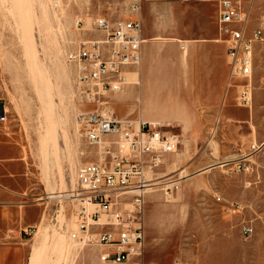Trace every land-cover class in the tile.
Here are the masks:
<instances>
[{"label": "rangeland", "instance_id": "1", "mask_svg": "<svg viewBox=\"0 0 264 264\" xmlns=\"http://www.w3.org/2000/svg\"><path fill=\"white\" fill-rule=\"evenodd\" d=\"M133 1L0 0V100L7 110L6 120L0 121V158L6 159L41 217L30 235L10 239L25 241L17 242L25 247V264H102L96 246L72 242L67 229L54 224L59 214L60 222L74 225L68 217L76 168L94 160L98 151L81 134L77 116L97 108L107 116L171 122L180 134L179 151L160 168L161 182L145 191L144 264H264V48L257 55L253 103L245 106L235 87L228 90L230 67L219 41L214 79L221 92L212 105H204V95L189 91L201 75L200 55L190 47L218 37L215 5L141 0L143 37L148 39L143 44L154 48L128 73L123 91L106 95L108 102L101 105L88 104L66 53L87 38L103 36L93 27L97 16L125 17ZM78 18L82 25H77ZM181 42L188 46L186 55ZM144 64L160 71L163 81L171 76L175 87L167 91L159 82L144 87L142 95L138 80ZM150 95L162 109L170 107L156 114L147 105ZM241 109L247 117L235 114ZM47 127L52 144L45 159ZM242 154H250L248 173L236 169ZM51 190L56 196L49 197ZM231 203L241 208L228 211ZM246 224L254 227L249 236L243 233ZM9 253L16 254V249Z\"/></svg>", "mask_w": 264, "mask_h": 264}, {"label": "built area", "instance_id": "2", "mask_svg": "<svg viewBox=\"0 0 264 264\" xmlns=\"http://www.w3.org/2000/svg\"><path fill=\"white\" fill-rule=\"evenodd\" d=\"M216 7L218 40L226 45L229 73L228 90L235 87L238 100L252 106L257 55L264 48V0H199ZM141 0L130 4L129 14L110 20L94 19V30L103 36L87 38L66 53L82 86L85 102L101 105L104 97L123 91L129 83L128 73L140 67L143 59V21ZM82 25L81 18L76 19ZM183 51L185 43H180ZM264 72V61H263ZM264 79V75L262 76ZM7 118L0 100V121ZM77 123L85 140L98 148L96 158L76 168V188L70 192V223L54 224L66 228L72 242L94 245L102 264H144L146 250V195L149 183L181 147L178 132L171 122L136 117L104 115L97 108L78 113ZM256 148V144H253ZM250 154H242L236 169L251 171ZM247 184H251L250 181ZM241 204L231 203L228 211ZM37 226L25 229L30 235ZM250 224L243 226L249 236Z\"/></svg>", "mask_w": 264, "mask_h": 264}, {"label": "crops", "instance_id": "3", "mask_svg": "<svg viewBox=\"0 0 264 264\" xmlns=\"http://www.w3.org/2000/svg\"><path fill=\"white\" fill-rule=\"evenodd\" d=\"M144 38L145 42H147L148 39L146 37ZM219 41L220 40H218V37H210V39H202L198 42H192L190 47L191 49L192 47H195L200 55L201 75L200 78L194 82L189 91L192 94H198L200 96L204 95L205 99L203 100V104L207 106L212 105L215 102L217 93L219 94L221 92L220 88L218 87V83L214 79L216 68L220 65L219 61H214V53L220 48L218 47V45H220ZM174 45L178 48L177 44ZM153 48V44L149 42L145 45L143 44V55L146 54L148 56ZM187 52L188 48L186 51H184V55H186ZM226 58L228 63L227 50L226 53H224V59ZM145 59H147V57H145ZM156 72L159 74L158 76H155ZM162 77L163 74L160 71L157 69H150L147 64H144L140 80L141 94L143 93L144 87H153L159 82L166 86L167 91L169 87H175L174 81L170 79L171 76L164 81ZM171 93L173 94V92ZM152 97L153 96L151 95L148 97L147 105L150 107L152 106V108L155 109L156 114L165 111L170 107L169 105H166L162 109V107H160ZM195 112L197 116V111ZM235 114L245 115L246 117L248 116L246 109H241ZM5 160L6 159L0 158V164L5 168V170L0 173V247L4 248L3 253H0V264H25V247L17 243L25 241L12 240L10 238L19 235L21 238H23V232L26 234L25 229L31 226H37L41 220V217L39 215L38 207H36L35 204L27 202L25 197L26 191L22 189L23 187L21 183L19 182L18 178L15 177L14 173L11 172L6 162H4ZM31 211H35L36 215L31 216ZM13 249H16V254L11 256L9 251Z\"/></svg>", "mask_w": 264, "mask_h": 264}, {"label": "bare ground", "instance_id": "4", "mask_svg": "<svg viewBox=\"0 0 264 264\" xmlns=\"http://www.w3.org/2000/svg\"><path fill=\"white\" fill-rule=\"evenodd\" d=\"M138 81H140V80H138ZM7 111V110H6ZM7 113V112H6ZM62 118V117H61ZM62 121L65 123V119L64 118H62ZM52 143H51V133H50V129H49V127H47V129H46V133H45V135L43 136V138H42V151H43V153H44V158L46 159V154H47V152H48V147L51 145ZM44 159V160H45ZM161 181L160 180H158V178L156 177L155 178V180L154 181H152L151 183H149L148 185H149V187L147 188V189H151V188H153L155 185H157V184H159ZM50 191V190H49ZM52 192H51V194L49 195V197H53V196H56V194H54L55 193V190L53 191V190H51ZM58 195V194H57ZM59 196V195H58ZM61 196V195H60ZM43 252V251H42ZM41 252V253H42ZM37 254V253H36ZM33 255H35L34 253H33ZM30 258L32 259V255L30 256ZM35 258H36V256H35ZM34 258V259H35ZM38 258H39V256H38ZM42 260V259H41ZM31 261L32 260H30V264H32L31 263ZM41 262V261H40ZM34 263H36L35 261H34Z\"/></svg>", "mask_w": 264, "mask_h": 264}]
</instances>
